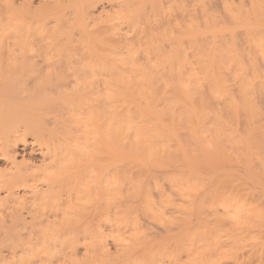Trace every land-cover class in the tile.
<instances>
[{
  "label": "bare ground",
  "instance_id": "1",
  "mask_svg": "<svg viewBox=\"0 0 264 264\" xmlns=\"http://www.w3.org/2000/svg\"><path fill=\"white\" fill-rule=\"evenodd\" d=\"M258 93L264 0H0V264H108L133 183L264 179Z\"/></svg>",
  "mask_w": 264,
  "mask_h": 264
},
{
  "label": "rangeland",
  "instance_id": "2",
  "mask_svg": "<svg viewBox=\"0 0 264 264\" xmlns=\"http://www.w3.org/2000/svg\"><path fill=\"white\" fill-rule=\"evenodd\" d=\"M256 99L264 112L262 93ZM236 165L160 189L130 184L110 203L108 264H264V179L237 177Z\"/></svg>",
  "mask_w": 264,
  "mask_h": 264
}]
</instances>
